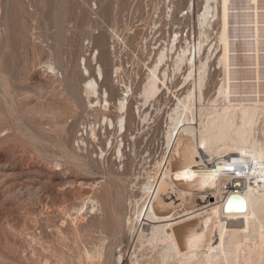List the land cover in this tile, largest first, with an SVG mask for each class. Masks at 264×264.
<instances>
[{
	"label": "rangeland",
	"instance_id": "obj_1",
	"mask_svg": "<svg viewBox=\"0 0 264 264\" xmlns=\"http://www.w3.org/2000/svg\"><path fill=\"white\" fill-rule=\"evenodd\" d=\"M188 1L0 0V264H163L166 243H149L151 228H169L176 236L200 229L216 196L210 189L180 188L176 179L180 186L159 193L155 218L145 216L152 194L142 198V182L165 151L164 105L143 123L133 111V97L122 135L100 123L103 115L117 118L118 79L125 76L136 96L152 42L167 40L173 30L196 36L202 0H194V13H185ZM151 23L157 29L151 31ZM114 31L120 37L118 61L110 47ZM96 49L108 77L102 87L111 92L107 110L91 108L84 92L89 76L82 59L95 76ZM216 56L209 60L212 73L201 102L205 109L221 79ZM178 81L171 84L174 90ZM91 124L97 127L95 139L88 134ZM106 140L111 144L106 146ZM117 140L123 143L121 158L115 154ZM200 151L202 159L206 152ZM233 222L238 225L226 222L227 232ZM212 235L193 259L202 260L207 245H218V232ZM177 254L167 264H182L189 257L178 259L182 255ZM195 260L191 264H198Z\"/></svg>",
	"mask_w": 264,
	"mask_h": 264
},
{
	"label": "bare ground",
	"instance_id": "obj_2",
	"mask_svg": "<svg viewBox=\"0 0 264 264\" xmlns=\"http://www.w3.org/2000/svg\"><path fill=\"white\" fill-rule=\"evenodd\" d=\"M195 5L194 0H189L185 13L195 11ZM171 12L172 7L168 5L166 16H171ZM214 22L218 25L216 31ZM196 24L193 40L181 39L183 35L173 30L167 40L150 44L148 57L142 61L144 78L136 96L132 83L125 76L118 79L121 93L116 102L117 118L114 121L103 115L100 123L124 134L133 97L136 98L133 111L143 123L152 119L154 113H160L162 105L167 109L164 111V154L149 166L152 168L147 169V177L142 182V198L152 194L146 207V218L156 215L159 193L178 185L175 179L180 182V188L201 192L210 189L216 196L217 201L200 219V229L186 230L176 236L169 228H151L147 241L166 243L160 255L163 264L169 263L173 255L181 254V249L190 252L183 255L184 250L178 259L189 257L179 262L191 264L202 253L203 244L211 241L215 230L218 245L215 248H210L212 244L207 245L208 252L194 263L219 264L222 260L225 264H264V119L260 122L264 113V0H227V3L226 0H202ZM157 27L153 23L150 29L153 31ZM111 38L110 47L118 61V32L114 31ZM203 51L204 57L201 56ZM99 54L98 50L94 51L95 76L90 75L86 58L82 59L83 72L89 76L84 92L91 108L107 110L111 92L102 87L108 77L98 62ZM214 54L221 79L216 94L209 99V104L205 103V109L201 102L212 73L209 60ZM49 69L55 71L53 64H49ZM178 79L180 86L174 90L171 84ZM170 101L172 105L168 106ZM196 118L198 123L194 126ZM89 128L90 138H97L96 125L91 124ZM110 144L111 141L106 140V146ZM122 147L123 143L118 141L117 158L122 157ZM201 149L206 152L205 159V155L201 159ZM104 153L102 150V157ZM85 206L78 209V215ZM143 206L135 209V218L142 214ZM89 209L94 212L96 204ZM228 220L238 223L233 222L229 232L226 229Z\"/></svg>",
	"mask_w": 264,
	"mask_h": 264
},
{
	"label": "built area",
	"instance_id": "obj_3",
	"mask_svg": "<svg viewBox=\"0 0 264 264\" xmlns=\"http://www.w3.org/2000/svg\"><path fill=\"white\" fill-rule=\"evenodd\" d=\"M189 30H190V29H189ZM179 34H180V33H179ZM183 34L185 35L184 37H186V38H188V39H190V40H193V39L195 38V37L193 38V33H192V32L190 33V37H188L189 35H187V32H186V33L184 32ZM183 34L181 33L180 36H182ZM184 37H183V38H184ZM192 38H193V39H192Z\"/></svg>",
	"mask_w": 264,
	"mask_h": 264
},
{
	"label": "water",
	"instance_id": "obj_4",
	"mask_svg": "<svg viewBox=\"0 0 264 264\" xmlns=\"http://www.w3.org/2000/svg\"><path fill=\"white\" fill-rule=\"evenodd\" d=\"M228 202H231V201H228ZM228 204H230V203H228Z\"/></svg>",
	"mask_w": 264,
	"mask_h": 264
},
{
	"label": "snow or ice",
	"instance_id": "obj_5",
	"mask_svg": "<svg viewBox=\"0 0 264 264\" xmlns=\"http://www.w3.org/2000/svg\"><path fill=\"white\" fill-rule=\"evenodd\" d=\"M226 3H227V0H226Z\"/></svg>",
	"mask_w": 264,
	"mask_h": 264
}]
</instances>
